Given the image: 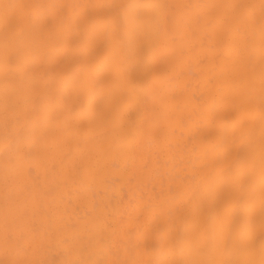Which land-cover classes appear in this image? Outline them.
Wrapping results in <instances>:
<instances>
[{"label": "bare ground", "instance_id": "obj_1", "mask_svg": "<svg viewBox=\"0 0 264 264\" xmlns=\"http://www.w3.org/2000/svg\"><path fill=\"white\" fill-rule=\"evenodd\" d=\"M0 264H264V0H0Z\"/></svg>", "mask_w": 264, "mask_h": 264}]
</instances>
